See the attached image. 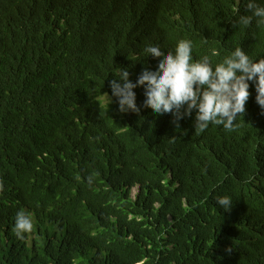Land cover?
Returning a JSON list of instances; mask_svg holds the SVG:
<instances>
[{
	"label": "trees",
	"instance_id": "1",
	"mask_svg": "<svg viewBox=\"0 0 264 264\" xmlns=\"http://www.w3.org/2000/svg\"><path fill=\"white\" fill-rule=\"evenodd\" d=\"M248 2L0 0V264H264L255 83L231 131H195V109L177 127L143 86L121 112L110 87L157 69L148 45L189 39L213 67L237 47L264 58V23L238 25ZM21 210L33 230L18 239Z\"/></svg>",
	"mask_w": 264,
	"mask_h": 264
},
{
	"label": "clouds",
	"instance_id": "2",
	"mask_svg": "<svg viewBox=\"0 0 264 264\" xmlns=\"http://www.w3.org/2000/svg\"><path fill=\"white\" fill-rule=\"evenodd\" d=\"M246 7L251 15H241L238 25L246 27L254 17L258 18V23H264V6L249 0ZM192 47L189 39L179 40L174 51L170 52L148 45L145 51L161 59L155 71L145 67L135 83L129 79L128 70L121 68L115 74L120 82L117 79L110 81L112 96L118 99L119 110L139 112L133 89L143 86L146 96L144 107L151 108L157 115L171 114L177 127L179 120L190 116L195 109V131L207 129L210 123L231 131L237 117L244 116L246 111L250 96L248 81L255 83L256 102L264 109V58L253 60L241 47H237L213 67L207 55L193 61ZM92 179L91 176L88 178L89 183ZM2 187L0 184V190ZM216 203L229 211L233 200L218 195ZM32 221L33 218L25 211L16 213L13 232L18 239H23L25 233L33 230Z\"/></svg>",
	"mask_w": 264,
	"mask_h": 264
},
{
	"label": "rangeland",
	"instance_id": "3",
	"mask_svg": "<svg viewBox=\"0 0 264 264\" xmlns=\"http://www.w3.org/2000/svg\"><path fill=\"white\" fill-rule=\"evenodd\" d=\"M139 188H138V186H136V187H134L133 189H132V197H136V195H137V193H138V190Z\"/></svg>",
	"mask_w": 264,
	"mask_h": 264
}]
</instances>
